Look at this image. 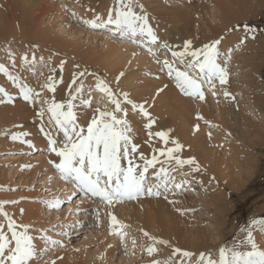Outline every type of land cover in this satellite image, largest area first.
Returning <instances> with one entry per match:
<instances>
[{
  "label": "rangeland",
  "instance_id": "rangeland-1",
  "mask_svg": "<svg viewBox=\"0 0 264 264\" xmlns=\"http://www.w3.org/2000/svg\"><path fill=\"white\" fill-rule=\"evenodd\" d=\"M72 1L74 0H45L43 4H47L46 13L42 16L41 21L34 24V29L36 28L37 32H39L36 35V42H29V37L26 39L4 38L8 35L10 26L3 27L0 32V63H4L9 68V71L17 76L19 80L20 72H22V74L27 76L26 79L31 81V85H26L31 86L34 92L40 93L39 97H37L36 104L33 105L32 102L23 100L22 95L19 93L18 84H13L6 74L0 73V86L4 87L12 97L11 101H9L7 97L0 95V101H3L0 102V141L6 142L4 145L0 144V201H15V203L5 204L4 211L12 216L21 227L27 226L29 235L33 237L37 251L35 258L30 264H53V262L55 264H87L88 261H91V264H152L153 260L159 261L160 264H181L182 261L183 264H195L200 253H210L207 250L204 251L205 247H211L220 239L214 228L219 218L216 217V212L213 209H209L212 208V202L207 194L208 190L203 184L199 185L198 182L194 181L196 178L191 173H184L183 176L175 171L172 173L177 176L176 181L182 180L184 182V186L181 190L168 193L167 199L164 196H152L147 199H145L147 196H143L140 198L143 202L150 200L154 202V209L152 208L148 213L149 215L151 214L153 221H156V218H158V205H162L167 210V213L173 214L172 217L180 219L181 226L184 230L188 231V234H184L185 237L180 235L181 237L179 238H172L167 245H155L157 252L153 253L151 257L147 252V248L153 245L149 237H156L157 239H161V237L159 236L160 232L157 231L158 229L151 231L152 229L146 227L145 230L143 228L144 225L141 226L143 220H146L145 215L143 216L138 213L140 222H138L139 219L133 217L126 218V216L123 217L122 221L119 212L122 207H118V214L121 217H118V220L121 221H119L121 224L126 225L125 228L120 230L125 235H120L118 232L113 231L111 216L105 209L103 210L97 204L90 203L89 201L86 203V201L81 199V196L79 199L78 194H75L71 190L73 188H68L71 184L67 185L65 183L67 186L64 188L65 190L57 186L56 177L59 179V176L54 166L49 168L51 171L54 170L52 172L53 175H45V169H48L44 168L42 170L43 159H47L46 161L49 162L47 165H50V161L56 160L58 162V158L53 153L50 155V150L48 152L45 149V146L49 147V145L43 135L42 138L45 143L41 146H34L31 143L33 146L29 147L27 143L21 142L22 140L29 141V139H24L23 137H21V141H12V133L24 132V121L21 122L18 117L14 116L18 114L17 112L13 115V112L8 113V111L13 109V107L18 108L19 111L20 106H23V109L28 108L34 112L33 119L31 118V120L37 126L32 125V128L35 127L32 131L29 128L27 129L31 134L33 131L37 133L35 129L40 128L42 123L43 125L49 123L48 125L51 131L50 129H45V126L44 130L49 131L53 137L62 139V133H57L55 126L50 123V114L46 111L48 105L41 103V101L52 98H55L57 101H66L68 99L60 95L59 90L61 87L63 89V86L68 89L70 86L71 88L75 87V85H72V81L68 83L62 79L67 74L71 62H73L75 69L73 68L72 71L75 74L87 69L89 73H94L95 76L105 79L114 87L116 86V78L123 72L124 75L120 77L118 87H115V90L119 93L127 92L130 98L137 103L148 101L146 107L151 115L156 110L164 111L165 114L167 113L165 119L168 120L170 125H175L178 128L179 126L176 121L171 120L174 116L169 113L168 107L161 108V106L165 105L164 103L160 104L161 106L159 107V102L156 99L161 94L156 95L158 89L163 88L165 85H167V88L164 91L171 88L174 95L181 98V102H178L179 106L186 107L188 110L187 114L191 118L192 127H190V130L192 129L193 131H187L186 142L188 143V147L183 145V150L191 157H198L199 161L203 160L204 157L199 149L190 148L194 143L190 138L192 136L196 137L197 134L198 138L203 140V146L205 145V159L212 156L211 160L214 162L218 160L220 163L219 169L224 170L226 177L224 180L225 185L219 184L220 186H217L212 181H210V185L211 189L216 191V194L223 192L227 202H230L227 205L230 212H226L228 214L233 213L232 222L235 223L234 228L231 226L227 228L228 230L235 229V233H232L231 237L237 238L244 232V229L248 231L251 228L252 232L254 230L258 231V233L254 232L255 237L257 236L258 239L263 237L261 236L262 233L258 230L259 228L255 227L258 225L261 226V223L264 222V4L262 6L264 0H245L246 4L248 3V9L246 7V10H248L247 22H238V25L233 28V31L231 30V33L236 32L235 34H227L226 37L224 35L215 36V39H221V45L219 46L221 62L223 63L226 60L225 66L229 72L228 85L230 89L227 91L235 96V100L224 98V90L219 89L220 85L218 82L216 96H213L210 89L205 86V96L210 101L213 109L203 105L202 102L206 100L199 101L198 98L183 95L175 87V81L167 76L166 70H161V65L156 62L157 58L160 60H172L170 52H168V56L164 55V50L166 49H164L163 45L165 43L159 42L162 45L157 46V50L154 49L159 55L158 57H154L150 52H145L146 47L131 43L127 37L117 38L109 34L107 29H92L89 25L82 23L83 20L95 19L96 16L106 19L107 13L115 5V0H75L76 2L74 3ZM150 1L149 4L148 0H137L139 7L136 10L142 12L144 15L147 13L148 15L146 14V16L149 17V23L155 22L161 32L167 33L168 31L166 29H169V33L173 35L172 38L181 43L178 44L179 46L175 43V47H172V50H183L180 49V46H183L188 40H191L194 46L198 43L196 47L193 46L194 48L199 47L198 45L203 44V42H211V38L208 40L205 39L211 35L210 26L214 28L219 27L221 24L219 19L221 10L218 8L215 0ZM4 4H7L5 0H0V11L2 12H6ZM164 9H175V11L161 13ZM154 10L160 12L157 13ZM150 15H153V17ZM245 25L253 29V32H246ZM21 26L14 27L19 28ZM240 30H243V32H237ZM242 33L244 37L247 35L246 33L249 34L247 40H251V43L253 42V47L247 43H241ZM253 34L255 35V39L250 38ZM44 36L49 37L54 42L59 41L71 45L72 48L77 49V57H70L67 53H57L58 51L54 49H46L40 44ZM107 38L114 44L113 46L111 45L110 47V44L108 45L105 42ZM223 44H227V46ZM247 45H249V48ZM115 47L120 50H118L119 53L112 50L116 49ZM254 47L256 50H254ZM135 48L145 52L144 55L147 54L146 61L150 65L151 62L152 65L154 63L152 68L147 62L146 64L150 68L144 64L143 66L134 65L128 59L126 51L129 49L135 50ZM229 50H231L232 54L230 58H227L226 53ZM93 52L94 54H92ZM9 53L15 56L16 63L14 66L9 59ZM25 54H28L29 59H32L34 56L35 60L32 59L25 62L23 60ZM91 56L92 58H89ZM105 56L109 57L111 64L113 62L114 68H116L115 70L109 69V67L103 68ZM177 66L179 67L180 65ZM48 74L56 81V94L50 92L48 89L45 90L41 86L42 82H46L47 79L45 80V77L47 78ZM95 76L86 75L80 78V81L83 82L87 90L84 93V98L88 99L90 95L92 106L84 107L79 101L74 102L77 105L75 111L77 112L78 118L84 113L89 114L91 117L97 108L111 110L113 107L105 95L95 90ZM61 79L63 83L59 82ZM124 80L133 81L135 84L133 85L134 87H128L127 82ZM149 81H153L154 84L152 82L149 83ZM156 81L157 84H155ZM158 82L163 84L160 86ZM148 84H150V87L155 86L158 89L154 87L156 89L154 91ZM147 86L148 88H145ZM149 89L153 91H148ZM143 90L145 91L143 92ZM66 92L68 93V90ZM215 98L219 99L223 105L225 120H222V117L218 114L217 109L219 108H217L218 106L214 102L216 100ZM227 99L231 100L227 103ZM231 102L233 103V115L229 113V105L232 104ZM41 108H46L43 120L38 116ZM131 112L132 110L130 109L126 119L131 129L133 126L137 131V133H135L136 131L131 132V137L136 134L143 135V132L138 130L141 126L136 120L135 112L133 111L134 116ZM232 116H235V118L231 120L230 118ZM80 119H78V122H82L80 124L84 126L82 125L83 121H80ZM197 125L199 126L198 131L196 130ZM132 131L134 130L132 129ZM191 152H194L193 154L197 152L196 154H199V156L193 155ZM210 165L211 163L206 161L204 167L208 173L207 168H210ZM185 168L189 171L194 170V166L190 165H186ZM179 169L181 168L177 170ZM200 169L205 171L202 168ZM230 170L233 172L231 175L234 178L233 184L230 183V177L228 176ZM54 174L56 175L55 177ZM149 177H151L150 172L148 173ZM151 182L153 183V181ZM227 183L233 186H228L226 185ZM232 187L237 188V191L232 189ZM232 191L235 192L227 195ZM191 199L194 202L195 208L186 210L187 208L184 206V203L191 201ZM57 200L59 201V207L53 208L52 204ZM150 206L148 205L147 207ZM237 206L239 209L238 212H235L234 210ZM129 207H124L126 209L123 208L127 214L130 211ZM167 207L171 208L170 211ZM155 213L157 217L153 216ZM1 219L0 224H3L5 231H7V220L2 215ZM206 229L211 230L209 231V237L200 242L195 241L198 248H193L194 241L190 242V240L200 238L196 233L198 231L203 232ZM144 231L149 233V237L143 235ZM229 232L227 231L228 235L226 237H229ZM240 237L237 239H240ZM237 239L235 241L231 240L230 242L234 241L235 244H238L240 241ZM261 239L264 240V238ZM52 240H56L59 243L53 245L51 243ZM171 240H176V244L173 245V241ZM241 241H244V239ZM227 247L230 246L228 245ZM175 248H179L182 251H189L194 253L195 256L192 258H185L182 255L178 256L174 253ZM208 250H214V248L211 247ZM89 254L93 256H89Z\"/></svg>",
  "mask_w": 264,
  "mask_h": 264
},
{
  "label": "snow or ice",
  "instance_id": "snow-or-ice-1",
  "mask_svg": "<svg viewBox=\"0 0 264 264\" xmlns=\"http://www.w3.org/2000/svg\"><path fill=\"white\" fill-rule=\"evenodd\" d=\"M137 7H139L137 0H115V5L107 13L106 19L96 16L95 19L83 20L82 23L92 29H107L109 34L117 38L127 37L131 43L146 47L154 57H158V52L150 45H158L159 37L149 23V18L138 12ZM244 27L246 32H253V29L247 25ZM247 38L245 35L241 43L246 42ZM251 38L255 39V35L253 34ZM220 45L221 39H215L194 48L193 42L188 40L184 43L183 50L176 51L165 43L163 47L170 52L172 60L157 58L156 62L161 65V70H166L167 76L175 81V87L183 95L204 101L205 86L212 89V95L216 96L217 92L214 90L217 82L221 86L229 83L226 60L221 62ZM231 54L229 50L226 57L230 58ZM9 59L14 66L15 56L9 53ZM32 59L35 60V57L33 56ZM23 60L25 62L29 60L28 54L23 56ZM0 73L6 74L13 84H18L23 100L36 104L40 94L20 82L4 63H0ZM86 75L95 76L87 69L78 72L72 80V85L75 87L69 88L66 101H57L55 98L41 101L48 105L46 111L50 114V123L55 126L57 133H62V139L55 138L46 132L43 123L41 124L40 131L47 137L49 150L58 158V162L50 161L54 168L65 180L73 182L84 195L97 198L107 205L123 200H138L143 196H164L167 199L168 193L181 190L184 182H177L172 172L183 168L184 165L194 166V170L198 172L199 165L194 157L183 159L178 155L183 148L179 141H171L174 147L168 146L170 130L151 132L156 121L146 107L148 101L137 103L127 92L119 93L115 90L120 77L124 75L123 72L116 78L115 87L105 79L95 76V90L103 93L113 107L111 110L95 109L90 122L86 126H81L75 111L77 105L74 102L79 101L84 107L92 106L90 95L88 99L84 98L87 90L80 81V78ZM48 79L51 83L46 84L45 87L55 93L56 81L52 76ZM59 82L63 83L62 79ZM165 88L167 85L158 89L157 95ZM0 95L7 97L9 101L12 99L10 93L2 86H0ZM223 96L235 100V96L227 90L223 92ZM129 108L146 118L149 138H158L164 145L162 148L153 149L150 157L141 152L139 145L132 141V129L126 119ZM44 115L45 109L41 108L38 116L43 120ZM196 130H199L198 125ZM28 135L29 133L22 131L12 133L11 139L21 141V137ZM21 142L27 143L29 147L33 146L31 141ZM161 157L164 159H160ZM150 169L153 170L156 178L155 184L149 181ZM8 203L15 201H0V215L7 220V231L4 225L0 224V264H30L37 251L33 237L29 235L27 226L21 227L4 211V206ZM52 206L59 207V201H54ZM111 226L113 231L125 235L120 230L126 225L121 224L115 215H111ZM143 235L149 237L147 231H144ZM149 238L153 242V245L147 248L149 255L157 251L155 245L169 243L164 239ZM51 243L56 245L59 242L52 240ZM174 253L185 258L195 256L194 253L179 248H175ZM152 264H160V262L153 260ZM195 264H264V246L256 242L253 232L249 230L246 232V243L240 241L231 247H221L218 250V258H213L211 253H200Z\"/></svg>",
  "mask_w": 264,
  "mask_h": 264
},
{
  "label": "bare ground",
  "instance_id": "bare-ground-1",
  "mask_svg": "<svg viewBox=\"0 0 264 264\" xmlns=\"http://www.w3.org/2000/svg\"><path fill=\"white\" fill-rule=\"evenodd\" d=\"M66 1V0H65ZM68 1H70V0H68ZM149 2V4H150V0H148ZM216 2H217V6H218V8L221 10V13H220V15H219V19H220V21H221V24H220V26L219 27H214L213 28V26H210V31H211V35H209V36H207L208 38H205V39H210L211 38V41H213V40H215V36H223L224 35V37H226L227 36V34L228 35H232V34H235V33H231V30L233 31V28L234 27H236L238 24V22H242V21H246L247 19H248V10H246V7H247V4H246V1L245 0H215ZM5 2L7 3V4H4L5 5V10H6V12H2V11H0V22H2L1 23V25H0V32H1V29L3 28V27H5V26H10V29H9V32H8V35L7 36H5L4 38H7V37H9V39L11 38V39H19V38H28L29 39V42H33V41H37V37H36V35H38L39 34V32H37V30H36V28L34 29V24L36 23V22H38V21H41V19H42V16L46 13V5L47 4H43L44 2H45V0H5ZM73 3L74 2H76L75 0L74 1H72ZM103 2V1H102ZM73 3H72V5H73ZM148 4V5H149ZM152 4V3H151ZM263 4L264 3H262V6H263ZM49 5V4H48ZM69 5V4H68ZM152 7V6H151ZM153 9V8H152ZM152 9H151V11H152ZM156 9V8H155ZM237 9V10H236ZM247 9H248V7H247ZM146 11V10H145ZM166 11H175V9H171V10H168V9H164V11H162L161 13H163V12H166ZM154 12H157V13H159L160 11H156V10H154ZM153 12V13H154ZM8 13V14H7ZM148 13H150V12H148ZM147 14V13H146ZM145 14V15H146ZM186 14V13H185ZM8 15H9V17H8ZM148 15V14H147ZM151 16V15H150ZM190 16V15H189ZM11 17V18H10ZM148 17V16H147ZM151 17H153V15L151 16ZM149 18V17H148ZM11 19V20H10ZM153 19V18H152ZM151 20V19H150ZM247 22V21H246ZM42 23V22H41ZM150 24H151V26H152V28L154 29V31L156 32V34L158 35V37H159V42H161V43H166L167 45H169V47L172 49V47H175L174 45H175V43H177V46H179L178 44H181V43H179V41H176V40H174L173 38H172V34H170L169 33V29H166L168 32L167 33H164L163 31L161 32L160 31V28L159 27H157V25H156V23L155 22H150ZM21 26V25H23V26H21V27H19V28H16V27H14V26ZM162 28H164V27H162ZM244 30V29H243ZM243 30H240V31H237V32H243ZM6 31V30H5ZM47 33V32H46ZM229 33H231V34H229ZM249 33V32H248ZM248 33H246L247 34V37L249 36V34ZM242 35H243V33H242ZM241 36V35H240ZM185 37V36H184ZM244 37V35L241 37V41H242V39H244L243 38ZM36 38V39H35ZM250 38H251V36H250ZM102 39V38H101ZM105 40V39H104ZM108 40V41H107ZM194 41H196V40H194ZM198 41V40H197ZM105 42H107L108 43V45L110 44V47H111V45L113 46L114 44H112L111 42H110V40L107 38L106 39V41ZM197 43V42H196ZM245 44L247 43V44H249L251 47H253V45H252V43H251V40H247L246 42H244ZM40 44H42L46 49L47 48H50V49H54L55 51H58L57 53H67V55H69L70 57L72 56V57H77V49H75V48H72L71 47V45H69V44H65V43H63V42H59V41H57V42H54L53 40H51L49 37H45L44 36V38L43 39H41V41H40ZM123 44H125V43H123ZM198 44V43H197ZM197 44H195L196 46H197ZM203 44H205L204 42H203ZM203 44H200V45H198L199 47H201ZM117 45H121V44H117ZM125 45H127V44H125ZM160 46L162 45V44H159ZM159 45H157V46H159ZM184 45V44H183ZM223 45H225V46H227V44H223ZM244 45V44H243ZM249 45H247L248 46V48H249ZM128 46V45H127ZM194 46V45H193ZM196 46H194V47H196ZM181 48L180 49H183V46H180ZM250 47V48H251ZM258 47V46H257ZM113 48V47H112ZM116 48V47H115ZM128 48V47H127ZM156 48H158V47H156ZM155 48V50H157ZM198 48V47H197ZM112 50H114L116 53H119V49L118 48H116V49H112ZM119 50V51H118ZM123 50V49H122ZM137 50H139V49H137V48H135V50L133 49V50H128V51H126L127 52V57H128V59H130L131 60V62H133V64L134 65H139V66H143V64L146 66L149 62H147L146 60H147V58H146V56H147V54H145L144 55V53L145 52H142L141 50H139V51H137ZM254 50H256L255 49V47H254ZM258 50V49H257ZM53 51V50H52ZM79 51V50H78ZM144 51V50H143ZM165 52V54L164 55H166V56H168V52L169 51H166V50H164ZM141 52V53H140ZM92 54H94V52L92 53ZM91 54V55H92ZM123 54H125V53H123ZM122 54V55H123ZM164 55H163V57H164ZM149 57V56H148ZM89 58H92V56L91 57H89ZM88 58V59H89ZM150 58V57H149ZM162 58V57H161ZM77 59V58H76ZM114 59V58H113ZM119 59V58H118ZM151 59V58H150ZM29 60H32V59H29ZM152 60V59H151ZM110 60H109V57H106L105 56V59H104V64H103V68L105 67H109V69H116V68H114V64H113V62H112V64L109 62ZM148 61H149V59H148ZM117 62V61H116ZM115 62V63H116ZM146 62H147V64H146ZM151 62V61H150ZM84 63H86V62H84ZM120 63V62H119ZM30 65V64H29ZM45 65V64H44ZM116 65V64H115ZM149 65H150V63H149ZM149 65H147V66H149ZM153 65H154V63H153ZM153 65H152V62H151V68L153 67ZM61 66V65H60ZM146 66V67H147ZM150 66L148 67V68H150ZM47 68H49V67H47ZM46 68V69H47ZM74 67H73V62H71V64H70V67H69V70H67L68 72H67V74L65 75V77L63 76V78L62 79H64L65 81H67L68 83L69 82H71L72 80H73V78H74V76H76V74L72 71V69H73ZM143 68V67H142ZM51 69V68H50ZM53 69V68H52ZM75 69V68H74ZM144 69V68H143ZM44 71H45V68H44ZM98 72V71H97ZM44 74H47V73H44ZM26 77L27 76H25L24 74H22V72H20V80H21V82L22 83H24L25 85L26 84H28V85H31L30 83H31V81L29 80H27L26 79ZM49 74L47 75V78L45 77V80H46V82H42L41 83V86H43V88H45V90L47 89L46 87H45V85L46 84H48V83H51L50 81H49ZM44 80V81H45ZM108 80V79H107ZM92 81V80H91ZM125 82H127V86L128 87H130L131 88V86H133V85H135L134 83H133V81H130V80H124ZM155 81V80H154ZM166 81V80H165ZM58 82V81H57ZM152 83H153V81H151ZM150 81H149V83H151ZM164 82V81H163ZM159 83V82H158ZM172 83V82H171ZM33 84V83H32ZM59 84V83H58ZM145 84V83H144ZM154 84V83H153ZM155 84H157V81H156V83ZM160 84V86L163 84V83H159ZM34 85V84H33ZM64 85V84H63ZM145 85H147V84H145ZM149 85V87H150V84H148ZM219 86V85H218ZM31 87V86H30ZM71 87V86H70ZM134 87V86H133ZM140 87V86H139ZM154 87L155 86H152V87H150V88H152V89H154ZM62 88V87H61ZM60 88V90H59V92H60V95H63V97L64 98H68V93L66 92L67 90H69L68 88H66V87H64L63 86V89H61ZM65 88H66V90H65ZM145 88H148V86L147 87H145ZM144 88V89H145ZM155 88H157V87H155ZM206 88H208L207 86H206ZM217 88V87H216ZM132 89H134V88H132ZM141 89V88H140ZM152 89H149L148 91H153ZM158 89V88H157ZM219 89H222V90H229L230 88H229V85L227 86H221L220 85V87H219ZM63 90H64V92H63ZM209 90V89H208ZM137 91H139V90H137ZM145 90H143V92H144ZM154 91H156V89H154ZM212 89H210V92L212 93ZM214 91H217L216 89L214 90ZM47 92V91H46ZM137 93V92H136ZM155 93V92H154ZM40 94V93H39ZM56 94V93H55ZM180 94V93H179ZM102 95H104L103 93H102ZM156 95H157V93H156ZM154 96V95H153ZM100 97V96H99ZM217 98V97H216ZM215 98V99H216ZM225 98V97H224ZM157 99V102H159V107L161 106L160 104H165V105H163V106H161V108L163 107V108H167L168 107V111H169V113L172 115V116H174L173 117V119H171V120H173V121H176V123L178 124V128L175 126V125H170V123L168 122V120L167 119H165V116H166V114L164 113V111H161L160 109V111H158V110H156V111H154V112H152L153 114H152V118L156 121V123L154 124V127H152V129H151V132H153V133H155V132H157V131H162V130H170V132H169V139H170V143H169V147H174V144H172L171 143V141H179V143L181 144V145H186L187 146V142H186V139H187V137H186V134H187V131L189 130V131H191L190 130V127H192L191 125V118H190V115L189 114H187L188 113V110H187V108L185 107H180L179 106V104H178V102L180 103L181 102V98H179V97H177V95H174V92L172 91V89L171 88H169L168 90H166V91H163V92H161V94L158 96V98H156ZM156 99H155V101H156ZM206 101H204V102H202L203 103V105H205V107L206 106H208L209 108H212V105H210L211 103H210V101H208V98H206L205 99ZM231 99H227V103L230 101ZM177 101V102H176ZM200 101V100H199ZM196 102V101H195ZM214 102H216V105L218 106L217 108H219V109H217L218 110V114L222 117V120H225V112H224V109H223V105L221 104V101L219 100V99H216ZM197 103V102H196ZM232 103V102H231ZM25 106V105H24ZM27 106V105H26ZM196 106V105H195ZM45 107V106H44ZM202 107V106H201ZM232 108H233V103L232 104H230L229 105V113L231 114V115H233L234 114V112H232ZM11 109V108H10ZM20 110L18 111V108H14L13 107V109H11L10 111H8V113H11V112H13L12 114L14 115L15 114V112H17L18 114H16V115H14V116H16V117H18L19 118V120H21V122H23V129H25L24 130V132H27V133H29V135L27 136V137H23L24 139H29V141H30V139H31V143H33V145L34 146H41V145H44V143L45 142H43L44 141V139L42 138V135H43V137L45 138V140L47 141V144H48V140H47V137L40 131V128L38 127V129H35V130H37V133L35 132V131H33V133L31 134V132L29 131L30 129H31V131H32V129H34L35 127H33L32 128V125H35V123H33V121L31 120V118L33 117V114H34V112H32L31 110H29L28 108H26V109H23V106H20V108H19ZM46 109V108H45ZM213 109V108H212ZM129 110H130V108H129ZM163 110V109H162ZM166 111V110H165ZM167 111V112H168ZM160 112H162V113H160ZM7 113V112H6ZM7 113V114H8ZM132 113V115L134 114L133 113V111L131 112ZM5 114V113H4ZM9 115V114H8ZM135 117H136V120H137V122H138V124L141 126V128L139 127V129L138 130H141L142 132H143V135H139V134H136V135H134L133 137H131L132 139H134L133 140V142H135L137 145H139V149H140V151L141 152H143V153H145L146 155H148L149 157L152 155V153H153V149H159V148H162V147H164V145H163V143L161 142V141H159V139L158 138H154V139H150L149 138V136H148V129H147V127H146V124H147V120H146V118H144V117H142L140 114L138 115L136 112H135ZM133 115V116H134ZM10 116V115H9ZM38 117V116H37ZM171 117V116H170ZM15 118V117H14ZM79 118H81L80 119V121H83V124L82 125H84V126H86V124L88 123V122H90V115L89 114H87V113H84L81 117H79ZM78 118V119H79ZM130 118V117H129ZM230 118V117H229ZM232 118H235V116H232L230 119L232 120ZM16 119V118H15ZM33 119V118H32ZM132 120V119H131ZM235 120V119H234ZM44 122V121H43ZM132 122V121H131ZM136 122V123H137ZM80 123H82V122H80ZM135 123V122H134ZM25 124V125H24ZM49 124V123H48ZM48 124H45L44 126H45V129L47 128V130H49L50 128H49V125ZM51 125V124H50ZM35 126H37V125H35ZM135 126V125H134ZM52 127V126H51ZM176 127V128H175ZM29 128V130H27ZM37 128V127H36ZM138 128V127H137ZM132 129L134 130V131H131V132H135L136 131V129L132 126ZM50 131H51V129H50ZM141 131H140V133H141ZM193 131V130H192ZM47 132V131H46ZM227 132V131H226ZM48 133H49V131H48ZM135 133H137V131L135 132ZM195 133V132H194ZM192 135H193V133H192ZM191 135V136H192ZM195 135V134H194ZM53 136V135H52ZM188 136H189V134H188ZM194 136H192L190 139L191 140H193V145L190 147V148H195V149H199L200 150V152L202 153V155H203V160H201V161H199V158L197 157V156H199V154H193L192 152V154L193 155H197L196 157L197 158H195V160H196V162H197V164L199 165V167L200 168H202V169H204L205 171H203V170H201L200 169V171H195V170H187L185 167H186V165H184L183 166V168H181V169H179V170H176L175 172H177V173H180L181 174V176H183V174L184 173H191V175L194 177V178H196V179H194V181H196V182H198V184L199 185H201V184H203L205 187H206V189L208 190V192H207V194L209 195V199L211 200V202H212V204H211V206H212V208H209V209H213V211H215L216 213V217L217 218H219V220H217V223H216V226L214 227L215 228V230L217 231L216 233H218V235H219V241H217V243H215L214 245H210L211 247H213L214 248V250H208V249H211V247H209V246H207V247H205V249H204V251H208V252H210L211 254H212V256H213V258H218V250L221 248V247H224V246H233V245H236L235 243H234V241H235V239H237V238H239L240 236V239H237L238 241H241L242 239H244V241H245V243H246V232L247 231H245V229H244V232L242 233V234H240V236H238L237 238H233V237H231L232 236V233H235V229H227L228 228V226H231L232 228H234V226H235V223L234 222H232V215H233V213L231 212V213H227L226 211H229V209L227 208V205L230 203V202H227V200H226V198L224 197L225 196V194L222 192L221 194H216L215 192V190H213V189H211V185H210V181H212V182H214L217 186H220V185H225V182H224V180H225V173H224V170L223 169H219L220 167H219V162H218V160H217V162H214L213 160H211V158H212V156H210L209 154V156L210 157H207V159H205V153H204V146H203V143H202V141L203 140H201V138H198V135L196 134V137H194ZM191 143V142H190ZM0 144L1 145H4V144H6V142L5 141H0ZM9 144H11V143H9ZM13 145H15V144H13ZM150 145V146H149ZM191 145V144H190ZM200 145V146H199ZM185 147V146H184ZM188 147V146H187ZM197 147V148H196ZM45 149H47L48 150V152H49V147H46L45 146ZM184 148H182V150H181V152L180 153H178V155L181 157V158H183V159H189V158H192L189 154H187V152H185L184 150H183ZM210 151V150H209ZM185 152V153H184ZM205 152H207V151H205ZM208 153V152H207ZM49 154L51 155L52 153L51 152H49ZM54 156H55V154H53ZM52 155V156H53ZM207 155V154H206ZM47 157V156H46ZM45 157V158H46ZM49 157V156H48ZM9 158V157H8ZM57 158V157H56ZM201 158V157H200ZM7 159V158H6ZM160 159H164L163 157H161ZM38 160H39V158H38ZM47 160V159H46ZM45 159H43V162H42V170H44V168H47L48 170H46L45 169V175H48V174H52L53 175V171H51V170H49V168H51V167H53V165H47V164H49V162H47ZM9 161V160H8ZM206 161H209L210 163H211V165L209 166L210 168H207L208 169V171H209V173L206 171V169H205V164H206ZM47 162V163H46ZM126 163V162H125ZM158 168H159V166H157ZM173 167H174V165H173ZM232 167V166H231ZM56 170V169H55ZM149 172H150V174H151V177H149V179L151 180V181H153V183L150 181V183H152V184H155L157 181H156V178H155V176H154V174H153V170L152 169H150L149 170ZM57 173V172H56ZM173 173V172H172ZM233 174V172L230 170V173H229V177H230V183H234V178L233 177H231V175ZM173 176H175L174 174H172ZM177 175V174H176ZM56 175L54 174V177H55ZM59 176V175H58ZM179 176V175H178ZM53 177V176H52ZM175 177H177V176H175ZM186 177H188V176H186ZM213 177H214V179H213ZM220 177V178H219ZM189 180V179H188ZM180 181H182V180H178L177 182H180ZM56 183H57V186L60 188V189H64L65 187H67L66 186V184L65 183H60V181H59V179H57V177H56ZM230 183H227L226 185H228V186H233L232 184H230ZM220 184V185H219ZM72 187V185H70V186H68V188H71ZM224 188V187H223ZM226 188V187H225ZM230 188V187H229ZM222 189V188H221ZM232 189H234L235 191H237V188H234V187H232ZM65 190V189H64ZM72 190V189H71ZM235 191H232V192H229L227 195H231V193H234ZM80 196L81 195H79V198H80ZM152 196H147L145 199H147V198H151ZM232 197V196H231ZM207 198H208V196H207ZM82 199V198H81ZM193 199V198H192ZM191 199V201H186L185 203H184V206L187 208L186 210H189V209H193V208H195V206H194V202H193V200ZM83 200V199H82ZM85 201V200H84ZM88 201V200H87ZM87 201H86V203H87ZM82 202V201H81ZM143 201L141 200V199H138V200H132V202H126L125 203V201H124V203L123 204H121V205H118V204H116V203H113V205H107V204H101V203H97V205L99 206V208H102L103 210L105 209L109 214H110V216L111 215H115L116 217H117V219H118V217H120V215H121V220L123 221V217L124 216H126V218H129V217H133V218H135V219H139V221L138 222H140L141 220H140V216H139V214H142L143 216L145 215V219L146 220H143V223H141V226L142 225H144V229L146 228V227H148V228H150V229H152L151 231H153V229H158L157 231L158 232H160L159 233V236L161 237V239H164V240H166V241H168L169 242V240L170 239H174V238H179V237H181L180 235H183L184 237H185V235L184 234H188V231H186V230H184L183 229V227L181 226V220L180 219H178V218H175V217H172L173 216V214H171V213H167V210H165V207H163L162 205H158V209H157V214L155 213V215H153V216H158V218H156L157 220L156 221H153L152 219V217H151V214L149 215L148 213H149V211L153 208L154 209V207H153V205H154V202L152 201V200H150V201H145V202H143ZM122 203V202H121ZM207 203V202H206ZM160 204V203H159ZM198 204H199V202H198ZM208 204V203H207ZM148 205H151L150 207H147ZM130 206V207H129ZM176 206H177V204H176ZM118 207H122L121 208V211H119L117 208ZM124 207H129V214H127V212H125L124 211V209H126V208H124ZM96 208H97V206H96ZM124 208V209H123ZM147 208H148V210H147ZM168 208V207H167ZM166 208V209H167ZM128 209V208H127ZM170 209L171 208H168V210L170 211ZM238 206L236 207V209L234 210L235 212H238ZM183 210V209H182ZM97 211V210H96ZM118 211L120 212V215L118 214ZM177 211V210H176ZM155 212H156V210H155ZM184 212V211H183ZM230 212V211H229ZM139 213V214H138ZM151 213V212H150ZM52 215V214H51ZM108 215V214H107ZM119 215V216H118ZM148 215V216H147ZM44 216V215H43ZM109 216V217H110ZM156 216V217H157ZM86 217V216H85ZM155 218V217H154ZM0 219H1V215H0ZM2 220V219H1ZM126 220V219H125ZM109 221V220H108ZM118 221H120V220H118ZM127 221V220H126ZM234 221V220H233ZM263 221V220H262ZM2 222V221H1ZM121 222V221H120ZM157 225V226H156ZM155 226H156V228H155ZM255 228H259L258 230L262 233V235L261 236H263V237H261L260 235H259V237H261V238H264V222H262L261 223V226L260 225H258V226H256ZM252 229V228H251ZM251 229H249V230H251ZM146 230V229H145ZM234 230V231H233ZM248 230V231H249ZM209 231H211V230H209V229H206L205 231H203V232H201V231H198V233H196V234H198V236L200 237V238H198V239H200V240H198V239H194V240H190V242H192V241H194L193 242V245H192V247L193 248H198V245L196 244V242L195 241H201V240H204V239H207L208 237H209ZM227 231L229 232V237H226V235H228L227 234ZM252 231V230H251ZM257 231V230H256ZM255 230H254V232L255 233H258V231L256 232ZM193 232V231H192ZM254 232H253V236H254V239L256 240V242L259 244V245H261V246H264V240L263 239H258V237L256 236L255 237V235H254ZM259 232V233H260ZM195 234V233H194ZM104 235V234H103ZM191 235V234H190ZM154 236V235H153ZM158 236V237H159ZM186 236H188V235H186ZM192 236V235H191ZM230 237H231V239H230ZM187 239V238H186ZM231 240H234V241H232V242H230ZM109 241V240H108ZM171 241H173V245L174 244H176V242L174 241V240H171ZM189 241V240H188ZM189 242V243H190ZM111 244V243H110ZM148 244V243H147ZM177 245H178V243H177ZM221 245V247H219ZM182 246V245H181ZM195 246V247H194ZM177 247H179V246H177ZM41 251V250H40ZM198 251V250H197ZM157 252V251H156ZM198 253V252H197ZM149 254V253H148ZM91 254H89V256H90ZM152 255V254H151ZM150 255V256H151ZM91 256H93V255H91ZM150 256H148V257H150ZM155 256H157V255H155ZM73 258H74V256H72ZM71 257V258H72ZM152 257V256H151ZM181 258V257H180ZM87 259H88V257H87ZM94 259V258H93ZM150 259V258H149ZM153 259V258H152ZM151 259V260H152ZM193 260H195V259H193ZM87 264H91V261L89 262H87ZM147 264H150V263H147ZM192 264H194V263H192Z\"/></svg>",
  "mask_w": 264,
  "mask_h": 264
}]
</instances>
